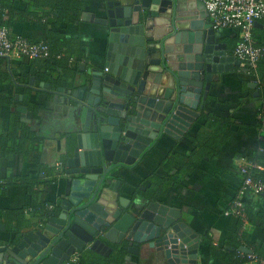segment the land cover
Returning a JSON list of instances; mask_svg holds the SVG:
<instances>
[{
  "label": "water",
  "instance_id": "1",
  "mask_svg": "<svg viewBox=\"0 0 264 264\" xmlns=\"http://www.w3.org/2000/svg\"><path fill=\"white\" fill-rule=\"evenodd\" d=\"M110 8L107 19L82 16L107 29L106 72L75 77L72 87L54 96L66 100L79 120L67 151L70 190L59 215L0 250V264H66L88 250L109 257L115 250L137 253L153 242L170 264L198 259L199 237L181 222L180 212L146 198L137 221L115 172L138 164L164 135L178 140L187 134L205 108L214 77L234 72L240 62L205 23L202 0H132ZM17 112L22 122L32 123L27 107Z\"/></svg>",
  "mask_w": 264,
  "mask_h": 264
},
{
  "label": "crops",
  "instance_id": "2",
  "mask_svg": "<svg viewBox=\"0 0 264 264\" xmlns=\"http://www.w3.org/2000/svg\"><path fill=\"white\" fill-rule=\"evenodd\" d=\"M82 1L85 4L84 13L100 20L107 19L110 6L119 8L132 0ZM25 7L24 1L16 4L19 10ZM205 23L210 24L209 17ZM9 30L12 36L23 37L32 43L46 40L45 29L39 24L15 21ZM64 32L69 37L87 42L90 49L87 61L70 60L69 67L76 74L69 79V83L75 77L83 74L90 76L96 70L106 72V28L83 22L81 18L78 26L64 27ZM216 33L219 43L226 45L228 55L238 61L233 46V39L239 38L238 33L234 30ZM253 35L257 46L264 47V21L255 24ZM27 63L28 60L13 58L8 60L7 67L18 74L19 66ZM41 84L48 83L39 84L35 79L28 103H35L42 110L36 114L29 111L34 115L29 125L41 132L46 142L30 158L15 156L8 160L0 157V179L4 182L11 178L37 181L40 183L35 189L37 199L52 205L60 203L70 190L71 178L66 175V159L72 142L70 135L74 131L72 124L78 119L72 116L73 110L67 106L66 100L59 97L55 100L56 91L49 89L52 94L50 100L45 93L47 90L40 88ZM0 90L8 91L20 101L23 97L14 86H0ZM215 122H221L224 131L219 136L216 156L206 157L195 148L192 139L199 133L210 132L205 127ZM6 124L5 116L0 114V131L5 129ZM258 155L264 156V87L257 77L242 73L237 66L234 72L214 77L205 108L187 134L178 140L164 135L138 164L117 169L115 179L121 182L126 206L137 221L149 204L144 200L146 198L180 212L181 222L199 237L198 259L190 264H252L247 257L252 256L255 249L264 254V197L250 192L240 197L243 185L241 170L251 165V157ZM178 156H192L195 166L181 168L176 162ZM46 170L52 172L49 177ZM52 180L57 183L52 184ZM239 199L243 204V215L226 216L225 212ZM32 203L26 186H11L4 195L0 192V211L25 210ZM23 221L21 233L26 235L32 230L30 227L42 220L25 212ZM18 227L16 223L0 219L1 251L12 248L13 233ZM106 243L111 245L108 241ZM211 248L226 257L221 259L213 255ZM86 252L111 260V264H170L163 247L154 242L140 245L137 253L115 250L106 257L89 250Z\"/></svg>",
  "mask_w": 264,
  "mask_h": 264
},
{
  "label": "trees",
  "instance_id": "3",
  "mask_svg": "<svg viewBox=\"0 0 264 264\" xmlns=\"http://www.w3.org/2000/svg\"><path fill=\"white\" fill-rule=\"evenodd\" d=\"M20 1L26 3L24 10L16 8V4ZM0 10V28L10 29L15 21L39 24L45 29V42L50 47L48 58L39 60L22 58L28 60V63L19 66L20 71L18 74L8 70V60L0 58V86H14L23 95V101H20L8 91L0 90V114L4 115L7 120L5 129L0 131V157L8 160L15 156L30 158L45 144L46 138L31 125L22 122L21 114L17 112V107L27 105L28 110L35 114L42 110L41 106L35 103H28L34 91V87L30 85L32 77L39 84L40 82L48 83L51 90L57 91L60 88L69 89L72 87L69 79L74 77L76 73L69 67V62L71 59H75L78 62L87 61L90 49L87 42L80 38L69 37L64 32V27L78 26L80 24L85 12V4L82 0H0ZM233 42V46L236 48L239 38H234ZM248 75L257 77L261 86L264 87V52L260 57L257 69L249 72ZM45 93L51 100L52 94L50 91L47 90ZM221 127V122L208 124L205 128H209L210 132L199 133L193 137L195 148L204 153L206 157L216 156L219 136L224 131ZM249 161L251 167H257L250 169L254 180L264 181V156L251 157ZM176 162L183 169H191L195 166L192 156H178ZM45 173L47 177L52 174L50 170H46ZM51 183L56 184L57 181L52 180ZM39 184L37 181H32L28 178H11L5 180V182L0 179L1 195L6 194L11 186L23 185L27 187L33 199V203L25 210L0 211V219H5L7 222H13L20 226L15 228L14 238L21 233L25 212L43 221L59 215L60 203H52L51 205L37 199L38 194L35 189ZM261 196L264 197V194ZM151 197L152 195L149 198ZM211 252L221 259L226 257L223 253H216L213 248H211ZM252 256L259 260H264V254L257 249L253 251ZM78 264H111V260L97 258L88 252H82L78 254Z\"/></svg>",
  "mask_w": 264,
  "mask_h": 264
},
{
  "label": "built area",
  "instance_id": "4",
  "mask_svg": "<svg viewBox=\"0 0 264 264\" xmlns=\"http://www.w3.org/2000/svg\"><path fill=\"white\" fill-rule=\"evenodd\" d=\"M210 24L215 31L234 30L239 35V43L234 50L235 58L240 62V70L248 75L257 69L258 62L264 47H259L254 39L255 24L264 21V0H202ZM1 12V10H0ZM50 47L45 41L32 43L23 37H14L8 28H0V58L11 60L13 58H25L39 60L48 58ZM260 119H263L260 116ZM256 166L243 167V185L240 197L245 193L255 195L264 194V181H256L251 175L250 169ZM52 208V207H51ZM226 216L243 215V204L237 200L226 212ZM252 264H264L255 256H249ZM66 264H78V256L75 255Z\"/></svg>",
  "mask_w": 264,
  "mask_h": 264
}]
</instances>
